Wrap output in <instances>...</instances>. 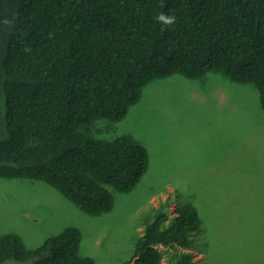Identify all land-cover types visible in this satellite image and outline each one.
<instances>
[{
  "label": "trees",
  "instance_id": "1",
  "mask_svg": "<svg viewBox=\"0 0 264 264\" xmlns=\"http://www.w3.org/2000/svg\"><path fill=\"white\" fill-rule=\"evenodd\" d=\"M210 71L254 84L264 109V0H0V177L44 181L90 215L111 210L108 186L131 191L149 156L94 123L121 120L156 78ZM170 203L145 222L132 264H195L200 214L170 216ZM80 240L74 226L35 248L5 233L0 264H95Z\"/></svg>",
  "mask_w": 264,
  "mask_h": 264
},
{
  "label": "rangeland",
  "instance_id": "2",
  "mask_svg": "<svg viewBox=\"0 0 264 264\" xmlns=\"http://www.w3.org/2000/svg\"><path fill=\"white\" fill-rule=\"evenodd\" d=\"M92 130L146 147L148 168L136 186H108L111 210L90 215L44 181L0 177V235L15 233L35 248L74 226L81 255L132 264L145 222L171 198L168 215L182 205L200 214L195 264H264V109L254 84L218 71L173 73L147 83L121 120L100 119Z\"/></svg>",
  "mask_w": 264,
  "mask_h": 264
},
{
  "label": "clouds",
  "instance_id": "3",
  "mask_svg": "<svg viewBox=\"0 0 264 264\" xmlns=\"http://www.w3.org/2000/svg\"><path fill=\"white\" fill-rule=\"evenodd\" d=\"M156 20L164 25L171 26L175 24L176 22V17L174 15H167L164 13H160L157 17Z\"/></svg>",
  "mask_w": 264,
  "mask_h": 264
}]
</instances>
